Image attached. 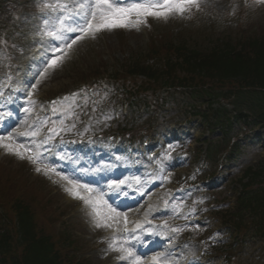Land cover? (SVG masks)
I'll return each mask as SVG.
<instances>
[{"label": "rangeland", "instance_id": "obj_1", "mask_svg": "<svg viewBox=\"0 0 264 264\" xmlns=\"http://www.w3.org/2000/svg\"><path fill=\"white\" fill-rule=\"evenodd\" d=\"M227 1L229 0H201V7L199 10L192 9L189 12H185L183 15L173 14L167 19H156V21H153L151 29H154L155 34L160 38L170 39L173 37L177 40L185 39L189 45L193 44L202 50L210 49L211 43L217 39H221L222 36L233 40L239 37V33L242 35L264 33V4H258L255 3L254 0H250V5H248V1L245 4L243 2L234 1V3L231 2L227 5ZM239 11H242L244 15L240 17L238 22L233 23L232 18L236 13L240 14L241 12ZM204 13L212 17L215 22L205 23L203 19ZM149 19L153 20L151 18ZM223 21H228L229 24H223ZM8 26H10V24L6 26L3 38L4 40L11 41V28ZM123 30L124 32L120 31V33L116 30L103 31L100 32L95 39L88 38L86 41L79 42L73 47L69 55L58 68L55 70H48L46 76L40 80V83L43 85L39 87L40 92H45L47 96L54 98L62 93L68 92L70 90V82L93 74L95 71L103 74L111 72L119 68L120 64L124 63L130 56L133 61V58H136V56L144 55L146 42L143 36L135 34L132 29ZM122 33H124L123 37L119 35ZM44 69L40 70V72L44 71ZM37 78L40 77L38 76ZM171 94L175 95L174 100L170 103H166L161 107L162 109H160V111L166 114L171 112V117L174 120L183 123V117L186 111V106L183 104L186 105L185 101L187 100H181L179 92H177V94ZM168 95V93H164L162 96L166 97ZM75 106H77V103L72 98L63 102L59 107L65 115L71 116L72 109H74ZM101 118L102 120L100 119V121L93 122L91 125V128L98 129L96 136L107 135V122L112 121L111 116L105 119H103V117ZM176 121L172 122L175 126L182 124H178ZM158 125L159 127H156V138L150 140L157 151L162 148L159 154L157 163L158 171L156 173L158 189L152 192L149 198H155V195L160 192L161 200H158L152 206L166 205L165 207L169 208L173 213H167L164 217L156 216L154 221L157 226L156 231L159 230V224L160 227H164L166 224L167 227L165 228L168 229H171L170 227L173 224L175 227L182 228L183 233H181V231L174 233V240L178 241V243L181 241V234H184L185 230L190 231V233H188V246L178 249L177 252H175L179 255V259L181 260L186 250L189 248L193 249L199 247L200 250H204V247L212 249L213 247L223 245L221 244L223 240H220L219 237H206L203 231H205L207 227H210L209 229L216 234L219 232V234L222 235L223 231H221L219 223L208 215L206 211H204V215L200 212V206H204V204L209 205L211 202V199L208 197L204 200V204L201 198L198 199L201 187L199 191L195 192V196L190 195V197L183 198L184 193L179 192L171 199L172 201L174 198L178 200L172 203L166 201L169 199V196L165 195L164 188L169 185V178L175 177L176 179H184L189 173H194L196 162L193 161L191 157L192 154L187 161H183L180 157L182 155V148H187L188 145L191 146V148L200 147L199 142L202 138L198 136V127L191 124H182L181 127L177 128V134L172 135L167 133V128L163 122L160 121ZM133 127H135V125H133ZM233 134L234 137L232 139L229 137L227 146L225 143H222V149L228 151L227 147L231 146L234 142H239L241 146V155L233 162H223L221 166H218L217 176L220 178L217 182L220 185L215 189L220 190L222 185H226L215 193L216 197L219 199H222L226 192L234 188L235 180L239 179L243 169L250 166V161L257 153L255 147L260 145V141H258L254 132H250V139H248V141H243V135L239 131H233ZM197 136L198 140L196 141ZM202 136H204V138L208 136L207 139L213 141L216 137L220 138V133L215 131L211 135L207 130H204ZM258 137L264 142V130L258 132ZM176 140L184 143L179 146L174 143ZM168 151H170V156L167 154ZM136 157L140 164H147L145 154L139 152ZM0 162L5 166L7 175L11 174L14 178L21 181L22 179L26 180L25 183L27 186L25 188L29 190L28 184H31L32 194L37 195L33 202V206L41 207L44 203L49 204L56 215H61L60 220H69L66 223V227H68L72 235L81 242V253L84 257L91 260L90 264H119L118 262L120 261L116 258L115 254H120L110 251L108 246L109 243L113 241L114 237L119 243H124L125 238L120 236L122 227L121 219L118 224L114 223L112 228H97L95 227L93 214H91V208L86 206L83 201L72 198V196L65 191L66 188L71 187L66 180H62L60 177L56 178V175L51 171L46 175L43 167L31 163L27 158L20 159L16 155L8 154L2 147H0ZM37 167H40L42 171L37 172ZM209 169L210 168L204 170V174ZM213 170L215 169L210 171ZM102 172L105 175L106 172ZM194 178L190 177V175L188 176V179ZM218 191H222L221 194ZM188 193L192 194V190ZM97 194L99 193H94L93 197ZM182 204H184L185 210L187 211L184 215L175 219L173 215L184 208ZM189 205H194L191 210H188ZM55 220L56 218L53 219V221ZM193 225H200L201 227L199 230H195L197 228L193 227ZM151 229L152 228L144 229L142 233L140 232V234H138V248H141L143 245H150V247H152L153 242L151 240H145L147 239L145 234L151 231ZM58 233H60V231H58ZM105 234L108 238H104ZM96 235H101V238L105 240L108 239V241H105L103 244L102 240L99 238V243H96ZM155 235L157 236L156 233ZM227 240L228 238H225L224 235V244ZM260 244L262 245L261 251L264 253V244L262 242H260ZM103 245L106 246L107 251L101 250ZM254 248L255 247L249 248L244 258L247 259L251 257L256 263L264 264V262H262V260H264V254H260V256L257 257L258 254L254 253ZM108 256H110L111 260L107 259L105 262H102V257L106 259ZM255 262L251 261L250 264H256Z\"/></svg>", "mask_w": 264, "mask_h": 264}, {"label": "snow or ice", "instance_id": "obj_2", "mask_svg": "<svg viewBox=\"0 0 264 264\" xmlns=\"http://www.w3.org/2000/svg\"><path fill=\"white\" fill-rule=\"evenodd\" d=\"M254 2L264 4V0H254ZM200 7L201 0H41L39 5L40 12L46 16L48 13L52 14L44 19V27L41 30L42 36L57 43L52 47L53 55L48 58L45 69L39 73V77L42 79L46 76L48 70L58 68L79 42L87 38L95 39L100 32L138 28L140 25H147L149 18L167 19L173 14L183 15L192 9L199 10ZM69 34L75 35L72 37ZM39 83L40 79H37L36 83L30 85L31 90L27 94L28 107L22 109L25 113H29L31 106L36 104V101L32 99V95L33 90L37 88ZM2 95L3 93L0 92V96ZM75 96L76 94L74 93L73 97ZM63 100L67 101L69 97H64ZM52 103L55 105L57 102L53 101ZM53 111H56L55 107ZM8 116H11V113ZM3 119V115L0 114V121ZM23 123L27 122L24 121ZM49 131L53 134H58L55 129H50ZM39 132V128H29L17 131L15 136L11 132L0 134V147L4 148L8 154L16 155L20 159L27 158L31 163L38 164L41 160V153L39 151L33 152L29 145L21 143L18 138L23 136L34 139L39 135ZM52 138L53 136L50 135L47 140ZM39 146L37 145V148ZM36 171L41 172L42 169L37 167ZM49 171L54 172L60 179L66 180L71 185L65 191L72 198L83 201L86 206L91 208L95 227L112 228L113 224H118L122 218L125 225L124 232L127 233L129 231L127 228V214L119 212L115 207L109 205L102 193L97 194L95 197H86L81 193L80 189L87 193H93L94 189L86 184L69 179L67 176L56 172L54 168L46 166L45 174L47 175ZM136 182L139 183V179ZM125 183L124 180L113 181L109 183L108 187L110 190L119 191ZM140 195H144V193L141 192ZM140 227V224L136 225V228ZM164 227H167V225L165 224ZM193 227L199 230L201 226L193 225ZM135 230L134 228L131 231L135 232ZM182 230L179 227L170 229L173 233ZM133 239L139 238L133 237ZM108 247L110 251L120 254L118 260L123 262V264H148V261L137 254L127 237H125L123 244L119 243L114 237ZM170 256L171 253L166 255L163 252H158L150 257V264H171Z\"/></svg>", "mask_w": 264, "mask_h": 264}, {"label": "trees", "instance_id": "obj_3", "mask_svg": "<svg viewBox=\"0 0 264 264\" xmlns=\"http://www.w3.org/2000/svg\"><path fill=\"white\" fill-rule=\"evenodd\" d=\"M159 46L162 47L159 55L165 60L169 70L185 72L186 76L180 79L179 86L204 85L209 88L216 97L224 98L233 104L236 121L247 122L250 111L251 118L257 117L254 102L245 105L238 97L255 90L264 92V37L216 45L208 52L190 49L184 42L177 45L160 43ZM128 69L130 74L138 72L148 78L154 73H159L158 69L151 71V66L137 63ZM146 87L149 88L147 84ZM254 169L256 170L253 172L248 169L246 175L255 178L260 172H264L262 166ZM19 188L20 190L13 194L14 190L8 187L0 174V218L13 211L18 219V227L11 229V234L4 231L7 225L0 224V254L5 259L13 257L14 264H60L53 243L38 231L35 214L32 213L24 194L28 189L21 185ZM19 192H23L24 198L16 197Z\"/></svg>", "mask_w": 264, "mask_h": 264}, {"label": "bare ground", "instance_id": "obj_4", "mask_svg": "<svg viewBox=\"0 0 264 264\" xmlns=\"http://www.w3.org/2000/svg\"><path fill=\"white\" fill-rule=\"evenodd\" d=\"M91 214H92V212H91ZM129 217L134 219V223H136L138 221V219H139V215L138 214H134V213L129 214ZM137 223H139V222H137Z\"/></svg>", "mask_w": 264, "mask_h": 264}]
</instances>
